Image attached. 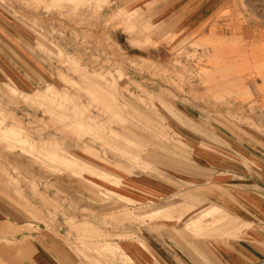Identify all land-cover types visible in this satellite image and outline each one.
<instances>
[{
  "label": "rangeland",
  "instance_id": "1",
  "mask_svg": "<svg viewBox=\"0 0 264 264\" xmlns=\"http://www.w3.org/2000/svg\"><path fill=\"white\" fill-rule=\"evenodd\" d=\"M205 1L0 0V264H264V0Z\"/></svg>",
  "mask_w": 264,
  "mask_h": 264
},
{
  "label": "crops",
  "instance_id": "2",
  "mask_svg": "<svg viewBox=\"0 0 264 264\" xmlns=\"http://www.w3.org/2000/svg\"><path fill=\"white\" fill-rule=\"evenodd\" d=\"M162 4H164V7L161 8L160 10H162L163 13L167 12L171 16L172 15L176 16V13H179L177 15H180L181 13H183L185 11H191L192 14L190 15L189 19L195 20V21L197 20L200 13H203V12L206 13L210 7L209 2L208 1L203 2V0H162ZM260 178L262 180L261 182H263V183L259 186V188H261V190H260L261 195H258V196L263 201L264 172ZM259 209L254 208V212H256V214L258 213L261 217L264 218V207H262V208L259 207ZM213 210H215L217 212L223 211L216 206H211L209 209H207L204 212L202 217L205 218V216L207 214L211 213ZM223 213H225V216L221 220L222 223L220 225L224 229L229 231V230L234 228V225L236 223L241 224V225H247V223L239 222L236 217L231 216L227 212L223 211ZM245 213L249 215L250 219L258 218L255 216V214L252 211L246 210ZM157 214L163 216L164 219H167L169 221H175L176 223H181L183 221V218L187 214V211H182V210H179L177 208H169V209H165V210H156L154 212H150L149 216H155ZM228 217H230V218H228ZM197 220H199V219H194L193 221H197ZM215 220H218V219L213 218V220L208 222L209 223L208 225L212 226V227H218L220 220L217 221L218 223H215ZM185 224L186 225H184V227H187V225H188L187 222ZM263 240H264V238H263ZM140 247L143 250L147 249L146 245L143 242L140 243ZM31 253H33V251H31ZM132 254L135 257H142V256H140L138 250L135 248L133 249ZM246 255H248L247 252H246ZM60 256H61V252L55 244L48 247V246H45L43 243H41V244L37 245V247H36L33 262L31 264H63ZM236 258L239 260L241 258V255L237 256L235 258L231 256V260L234 263L237 262Z\"/></svg>",
  "mask_w": 264,
  "mask_h": 264
}]
</instances>
